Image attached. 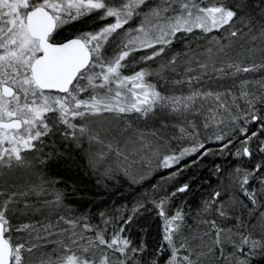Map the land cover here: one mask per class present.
<instances>
[{
  "label": "snow or ice",
  "instance_id": "snow-or-ice-1",
  "mask_svg": "<svg viewBox=\"0 0 264 264\" xmlns=\"http://www.w3.org/2000/svg\"><path fill=\"white\" fill-rule=\"evenodd\" d=\"M94 12L99 13V19L111 18V22L98 32L63 35L62 28L70 20ZM134 19H138V26L125 28ZM197 31L205 36L213 32L221 36L210 37L211 46L203 51L183 53V65L180 54L172 56L156 74L182 71L185 78L174 83L186 82L191 89L193 82L200 80L199 76L188 75L195 70L193 65L207 69L211 64L216 71L225 73V67H217L223 64L231 70L230 75L264 69V0H0V264H145L146 245L134 246L123 235L132 216L121 217L119 229L106 235L107 229L93 227L86 222V216L71 218V210L64 205L59 191L44 201L54 219H46L39 228L29 223L13 226L12 206L21 202L28 206L26 200L17 197L44 196L49 182L41 177L39 183H27L21 188L11 174L34 167L28 154L42 152L43 138L54 131L77 142L87 139L94 167L107 165L106 170H122L133 182L137 166L150 167L152 157L157 158V168L169 169L205 148L199 142L161 154L163 145L134 135L131 124L119 123L124 115L133 112L147 117L158 106L183 121L177 139L194 135L196 124L189 121V116H200L206 110L210 115L203 126L208 128L209 121L224 123L223 110L232 116V130L238 129L243 137L238 141L243 147L236 156L251 158L249 145L254 139L259 141L257 150L264 153V139H260L264 137V115L258 114L257 108L258 103L264 104V91L255 94L248 88L251 83L264 90V79L241 80L240 94L232 100L239 112L233 114L224 98L233 96L231 91L222 94L192 89L187 95H164L147 82L146 78L153 74L147 68L131 75L122 72L134 62L125 63L132 53L152 49L140 60H155L178 34ZM110 38L117 44L114 51L106 54L102 49ZM257 55L260 62L254 59ZM209 98L212 103L206 105ZM239 99L245 101V106L238 103ZM105 114H111L113 119L97 127L89 126L87 117L103 118ZM78 120L84 122L77 123ZM238 121L260 123L261 131L249 133ZM226 138L227 134L215 136L217 141ZM235 142L227 139L222 147L229 148ZM202 155H208V151ZM178 175L179 170L169 178ZM254 180L259 181L257 190L249 187ZM14 186L19 190L9 191ZM237 186L249 203L233 195L225 204L224 193L215 191L197 215L212 212L229 218V209L234 213L239 208L248 220L238 218L235 227L246 232L222 228L215 219L206 218L198 223L209 228H191L182 209L166 215L164 205L169 196L153 201L165 223L163 244L156 256L147 258L148 264H159L158 256L164 251L169 252L165 264H254L257 257L264 260V205L260 203L264 196V162L253 169L237 168L225 188ZM186 191L188 185L184 184L170 195ZM143 206L138 203L133 214ZM13 232L26 233L28 239L18 242Z\"/></svg>",
  "mask_w": 264,
  "mask_h": 264
},
{
  "label": "rangeland",
  "instance_id": "rangeland-1",
  "mask_svg": "<svg viewBox=\"0 0 264 264\" xmlns=\"http://www.w3.org/2000/svg\"><path fill=\"white\" fill-rule=\"evenodd\" d=\"M99 13H92L87 16L80 17L79 20L83 19L84 23H88L91 26L84 27V32H98L100 31L104 26H106L108 23L111 22V18L108 19H99ZM130 26L136 27L138 26V19H134L133 21H130L129 25H125V28H129ZM120 32H123V29L119 30ZM184 34V33H181ZM115 35V34H114ZM198 35V33H197ZM196 33L190 34V38H188V34H184L185 38H177L174 39L173 43L169 45L165 53L157 57L155 60H150L147 62H144L140 60V57L144 56L146 53H150L152 49H148L146 51H138L131 54V56L128 58V61H125V63H129V61H134L133 63L129 64L128 67L122 69V72L125 75H131L136 71H139L141 68H147L148 70L152 71L153 74L149 77H147V82L151 83L156 86V89L160 91L164 95H187L188 92L192 89L200 90V91H212V92H219V93H227L229 91L232 92L233 96H226L225 99L228 100V103L231 107V111L233 114H238L239 109L232 106V100L233 97H238L241 91L240 88V82L244 77H248L249 80H255L259 81L261 79H264V69L257 70L254 73H247V74H240V75H230L228 74L231 70L227 69L225 65L218 64L217 67H225V73H220L215 70V68L212 67L210 64L207 69H200L198 66L193 65L194 71L188 75L191 76H199V81H194L192 84L191 89L189 88V85L185 83L177 84L174 83L176 80H183L185 78V74L182 71L178 72H172V71H162L160 74H156L157 71L160 70V66L162 64H166L169 59L172 58V56L176 54H180V63L181 65L184 64L185 57L183 56V53L189 52L192 53L195 51H203L204 48L211 46L209 44V38L212 36L220 37L221 33H209L207 36L201 33V35L197 36ZM117 42L113 39H109L107 43L104 44V48L102 51H105L106 54L111 53L115 50ZM203 59V57H201ZM254 59H256L257 62L261 61V57L257 55ZM250 61H245V63H249ZM249 90H251L255 94H261L262 91L258 92L257 89H260L258 85L249 84L248 85ZM254 90H256L254 92ZM84 98H87V93L84 94ZM211 98H209V101L206 102L207 104H211ZM238 103L241 106H245V101L243 99H239ZM261 106L264 107V104H257V108L259 109ZM221 111V115L223 116L224 123L223 124H215L209 121V127L205 128L204 122L205 117L209 116L210 114L205 110L202 115L200 116H189V121H192L196 124V129L194 131V135L189 136L186 135L182 139H177L176 137H180L179 132V126L183 124V121H180L176 118L175 115L171 114L167 109H162L159 106L157 107L155 112L149 113L147 117L141 116L138 113H130L123 116V118L119 121L121 126H125L127 124H131L132 128L131 131L134 135L140 136L143 135L147 137V139L151 142L154 141L157 144L163 145L161 148V154L164 152L169 151H178L179 149H182L183 147H191L194 143L203 142L205 145V148H208L210 146L216 147L217 145H220L222 143H225L227 139H232L236 133L238 134V129L233 131V125L231 124L232 116L228 113ZM259 113V112H258ZM113 117L111 114H105V117H87V121L89 122V126L91 127H97L100 123H107L111 121ZM217 119H220V117H217ZM77 123H83L84 121H76ZM239 124H244V121H238ZM255 123H248L244 124L245 127H247L249 130ZM57 127H63L62 125H57ZM189 131H192L191 127L189 126ZM153 133L156 135L154 136ZM217 134H227V138L225 141H217L215 139V136ZM235 134V135H233ZM44 143L41 145L43 148L42 152H37L35 155L28 154L29 159L34 164V167L32 168H25L21 170H14L11 174L12 180L19 184L21 188L24 187L27 183H39L41 177H43L44 180L48 181L49 183L46 185L47 187V194L44 196H34L30 195L27 197H17L18 200L27 201L28 206L25 207V204L23 202L18 203L16 205H13V213L11 214V220L14 227L19 226L24 223L29 224H35L37 228L40 227V225L46 221V219L55 217H50L48 214V208L49 205L45 204V200H51L53 198V194L56 192V190L53 188L55 187L53 182L48 180L43 172V168L46 164L49 163V160L51 159V150L55 145H57V142H62L65 145H68L70 147H74L75 150H79L83 152L84 160L86 163H88L91 171L95 173L98 178L101 177L102 180L110 181L112 182L115 177H120L124 179L125 181L129 182L132 185L138 186L142 185L144 183H149L150 188L152 192L150 193V196H148L143 201H138L134 205H132L131 209L129 211H126L124 215L118 214L117 218L112 220H107L108 223L105 224V221L101 222V224H91L88 220L87 223L91 224L93 227H99L101 229H107L106 235H109L114 230H118L119 226L123 223V220H121V217L127 218L129 216L134 217L138 212L142 209L145 210H151L155 212V215L158 219V223L160 225V229L164 233V218H162L159 215V208L156 207V204L153 203V201H159L160 199L164 198L165 196H169V201L164 205L165 212L167 216H172L175 214V212L178 209L183 208L177 207L171 203V201L175 198V196H171L170 194L176 190L175 179L169 178L172 173H175L172 171L174 168H176L178 165H175L172 168L169 169H162L157 168V158L152 157V163L151 166H145L143 168H140L137 166L136 171V181L133 182L132 179L129 176H126L122 170L118 171H110L106 170L107 165H97L93 166L92 163H90V153L88 151V141L87 139H84L80 142H77L73 140L72 138H64L62 133L60 131H54V133H50L48 136H45L43 138ZM233 140V139H232ZM79 143V146H78ZM259 143V142H258ZM258 143L256 146H258ZM216 145V146H215ZM232 146V145H230ZM243 145H239L237 149L230 148L231 151H234V154L236 151L240 148H242ZM229 148H222L219 149V151H224ZM214 149L208 150V154L212 153ZM258 151V150H257ZM259 152V151H258ZM200 152H197L198 155ZM260 154V152H259ZM263 154V153H261ZM199 156V155H198ZM39 158V159H37ZM235 158H238L235 156ZM44 161L43 163H40L39 161ZM237 168L232 170V172H228L224 175L223 180L218 188V191H221L224 193L223 200L224 203L227 204L228 199L230 196H237L239 199L244 200L245 203H249L247 201V198L243 196V193L239 191L238 186L235 189L232 188H225V185L228 183L229 180H231L234 177L235 171ZM241 170H247V168H240ZM249 169V168H248ZM104 182V181H103ZM103 182L101 184H103ZM251 190H257L259 188V181L254 180L249 185ZM12 190H19L15 186L9 191ZM208 201V200H207ZM64 202V200H63ZM205 201H203L197 209H195L193 212H184L186 215V221L187 225L191 228H209L210 226L199 224V219H215L217 221V224L222 228H232L234 232H246L247 229L244 228H238L235 227L237 225V219H243L245 222H247L248 217L246 213H241L239 211V208L233 213L231 209H229L230 216L229 218L220 217L218 213H205L202 216H198L197 213L202 208ZM138 203H143V207L139 209L138 212L133 214V209L138 205ZM260 203L261 205H264V196L260 197ZM65 205V203H64ZM251 207V205H249ZM67 209H70L71 211L68 213L71 218H77L81 217L75 214L74 210L70 207H67ZM74 214V215H73ZM100 217V216H99ZM35 233H33V236ZM87 235L91 236V233H88ZM124 236L128 238L129 233L125 230ZM14 238H18V242H23L24 240L28 239V236L26 233H17L13 232ZM55 239V237H53ZM234 239L239 240V237H234ZM33 243H41L40 241H32ZM49 247H52V245H49ZM169 255L168 251L163 252L161 255H159V264H165L166 257ZM25 256H29V254L25 253ZM216 264H219V261H216Z\"/></svg>",
  "mask_w": 264,
  "mask_h": 264
},
{
  "label": "trees",
  "instance_id": "trees-1",
  "mask_svg": "<svg viewBox=\"0 0 264 264\" xmlns=\"http://www.w3.org/2000/svg\"><path fill=\"white\" fill-rule=\"evenodd\" d=\"M194 33L201 35L199 31ZM178 37L185 38L186 36L184 37V34L180 33ZM257 90L260 92L261 89ZM258 114L264 115L263 106L259 108ZM252 131L259 133L261 131L260 123L253 124L249 133ZM232 139L236 142L229 149L219 151L223 148L224 143H222L215 145L216 147L210 146L201 149L199 156L197 154L189 155L180 161V164L172 170L174 172L179 170L174 184L176 188L187 184L188 191L177 193L171 201L173 205L181 206L185 212H193L203 201L210 200L212 194L218 191L225 174L232 172L235 168L253 169L256 164L264 162V153L259 154L257 151L258 140L254 139L249 145L253 151L251 158L243 156L235 158L236 153L234 154L230 148L234 146L236 150L240 145L238 141L243 137L236 133ZM260 139H264V137H260ZM210 149H214V151L208 155H202L205 150ZM50 152L51 159L43 168L46 178L53 182L55 186L53 188L56 191L63 193L65 206L73 209L78 216H86L91 224H101L105 220L117 218L118 214L124 215L132 205L143 201L152 192L149 189V183L135 186L120 177H115L112 182L102 180L101 177L98 178L84 160L85 154L62 142H57ZM102 182L103 184H101ZM126 231L134 246L141 243L146 245L147 251L144 253V257L145 264H148L147 258L156 256L158 247L163 244L164 233L160 229L155 212L140 210L133 217L132 223L127 225ZM254 264H264V260L257 257Z\"/></svg>",
  "mask_w": 264,
  "mask_h": 264
},
{
  "label": "flooded vegetation",
  "instance_id": "flooded-vegetation-1",
  "mask_svg": "<svg viewBox=\"0 0 264 264\" xmlns=\"http://www.w3.org/2000/svg\"><path fill=\"white\" fill-rule=\"evenodd\" d=\"M91 26L88 23H84L83 19L70 20L69 23L65 24L62 28L63 35L69 37H75L76 35L84 32V27ZM63 37H61L62 39Z\"/></svg>",
  "mask_w": 264,
  "mask_h": 264
}]
</instances>
